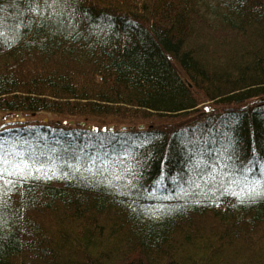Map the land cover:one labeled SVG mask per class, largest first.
<instances>
[{
    "label": "trees",
    "instance_id": "obj_1",
    "mask_svg": "<svg viewBox=\"0 0 264 264\" xmlns=\"http://www.w3.org/2000/svg\"><path fill=\"white\" fill-rule=\"evenodd\" d=\"M223 4L0 0V264H264V0Z\"/></svg>",
    "mask_w": 264,
    "mask_h": 264
},
{
    "label": "rangeland",
    "instance_id": "obj_2",
    "mask_svg": "<svg viewBox=\"0 0 264 264\" xmlns=\"http://www.w3.org/2000/svg\"><path fill=\"white\" fill-rule=\"evenodd\" d=\"M226 0H199V7L201 8L202 12L207 15V17L211 20L215 18H222L224 15H227L226 8L223 6L224 2ZM219 7V8H218ZM37 117H40L43 119V121H46L48 117H51L50 114L45 113H39L36 114ZM26 118V115L15 113V114H4L0 113V122H9V124L13 123L17 120H23ZM70 123H73V120H70ZM96 125V124H95ZM9 140H0V151L5 150V146H7V143ZM25 142H22V145H24Z\"/></svg>",
    "mask_w": 264,
    "mask_h": 264
},
{
    "label": "water",
    "instance_id": "obj_3",
    "mask_svg": "<svg viewBox=\"0 0 264 264\" xmlns=\"http://www.w3.org/2000/svg\"><path fill=\"white\" fill-rule=\"evenodd\" d=\"M259 99H260V100H264V96H263V97H260ZM80 124L83 125L84 122L81 121ZM86 127H87V129H90V128H91V125H87ZM94 129L97 130V127H95ZM102 130H105V127H102ZM108 130H109V131H112V126H109V127H108Z\"/></svg>",
    "mask_w": 264,
    "mask_h": 264
}]
</instances>
